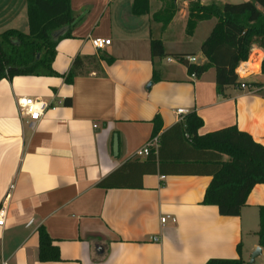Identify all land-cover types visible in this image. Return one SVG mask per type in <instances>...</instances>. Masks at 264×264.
<instances>
[{
  "label": "crops",
  "instance_id": "crops-1",
  "mask_svg": "<svg viewBox=\"0 0 264 264\" xmlns=\"http://www.w3.org/2000/svg\"><path fill=\"white\" fill-rule=\"evenodd\" d=\"M27 2L0 0V34L29 32ZM133 3L71 0L72 38L58 42L53 68L67 75L81 58L72 84L59 76L0 81L1 254L10 264H206L238 259L241 244L246 264L258 248L253 264H264L258 236L264 185L254 187L239 217L221 216L216 206L203 204L213 178L183 163L190 153L170 132L181 123L176 111L186 109L203 119L200 135L236 126L264 146V50L255 43L252 58L242 63L239 78L248 88L229 86L221 95L214 68L193 77L181 61L207 63L201 47L217 20L199 22L188 36L189 2L174 0L167 26L154 19L164 1L150 0V13L141 17ZM91 38L111 45L96 50ZM154 39L163 42L165 58L152 57ZM29 98L48 105L35 128L20 112ZM157 116L158 136H166L163 163L153 167L136 152L152 138ZM106 179L112 187L102 186ZM165 216L176 222L162 225ZM40 227L62 261H39Z\"/></svg>",
  "mask_w": 264,
  "mask_h": 264
},
{
  "label": "trees",
  "instance_id": "trees-1",
  "mask_svg": "<svg viewBox=\"0 0 264 264\" xmlns=\"http://www.w3.org/2000/svg\"><path fill=\"white\" fill-rule=\"evenodd\" d=\"M167 3L161 14L154 17L164 26L169 25L176 13L174 0H162ZM187 24L188 36H193L199 22L216 19L217 23L204 41L201 51L207 58L204 65L187 66L190 75L201 76L210 69L216 70L217 91L225 95L229 86H240L241 80L236 72L240 64L247 62L253 45L259 43L264 50V0H251L240 4L221 3L212 0L202 4L201 0L190 2ZM136 16L150 13V0H134L132 7ZM27 16L29 32L9 29L0 34V81L17 76L63 77L72 84L76 69L81 62L77 58L74 67L67 75L58 74L53 63L57 55V45L62 39L72 38L73 24L76 22L71 0H28ZM66 28V33L58 38L54 34ZM153 58H165L164 44L159 39L151 42ZM264 70V61L262 65ZM159 73L154 71L153 82L160 81ZM65 104H71L66 101ZM152 138L162 129L160 116L154 119ZM204 126L203 119L196 113L187 115L170 132L176 134V140L184 142L189 151V161L183 162L197 170V175H209L212 182L208 186L204 205L216 206L221 216L239 217L256 185H264V146L236 126L200 135ZM163 135L158 150L148 156V165L155 167L157 161L163 163ZM227 157V159L225 158ZM110 178V177H109ZM108 178V179H109ZM102 186L112 187L106 182ZM259 245L264 247V206L260 207ZM238 259H211L206 264H246L241 244L237 247ZM39 261H62L60 250L45 227L39 228Z\"/></svg>",
  "mask_w": 264,
  "mask_h": 264
},
{
  "label": "built area",
  "instance_id": "built-area-1",
  "mask_svg": "<svg viewBox=\"0 0 264 264\" xmlns=\"http://www.w3.org/2000/svg\"><path fill=\"white\" fill-rule=\"evenodd\" d=\"M90 41L96 50H104L107 46L111 45V40L109 39L91 38ZM252 55H253V49L249 56V61L252 58ZM186 60L189 63L196 61L194 57H186ZM243 65L244 64H240V66L236 70L238 76L240 75L241 71H244V70H241V67ZM192 76L195 77L196 75L194 74ZM241 88L247 89L248 84L244 81L241 82ZM47 109H48V105L39 99L36 100V99L29 98V99L22 100L20 102L21 115L28 118V124L31 128H35L36 124L40 122L43 114L45 113ZM176 115L180 117V121L182 122L184 121L185 117L189 115V112L186 109H178L176 111ZM159 145H160V138L159 136H155L151 138L142 149L136 152V156L148 157L153 149L157 150L159 148ZM170 220L172 222H176V219L174 217L165 216L161 218V223L162 225H165ZM5 225H6V202H4L0 208V228H4ZM154 240L158 241V238H154ZM1 245L2 244L0 241V264H10V262L7 259H5L3 255L1 254Z\"/></svg>",
  "mask_w": 264,
  "mask_h": 264
},
{
  "label": "water",
  "instance_id": "water-1",
  "mask_svg": "<svg viewBox=\"0 0 264 264\" xmlns=\"http://www.w3.org/2000/svg\"><path fill=\"white\" fill-rule=\"evenodd\" d=\"M182 1H184V2H194V1H196V0H182ZM75 24V23H74ZM73 24V25H74ZM149 87H151V84H150V86ZM118 149H119V141H118V138L116 137L115 138V141H114V152H115V154H118ZM261 254V248H258L255 252H254V254L252 255V257H251V260H250V264H253L254 263V261H255V259L259 256Z\"/></svg>",
  "mask_w": 264,
  "mask_h": 264
},
{
  "label": "rangeland",
  "instance_id": "rangeland-1",
  "mask_svg": "<svg viewBox=\"0 0 264 264\" xmlns=\"http://www.w3.org/2000/svg\"><path fill=\"white\" fill-rule=\"evenodd\" d=\"M232 4H240V3H244V0H230ZM167 7V3L164 2V8ZM154 10V7H153ZM163 10V9H162ZM161 10V12H162ZM161 12H159L161 14ZM158 13V14H159ZM54 36L57 38V33L54 34Z\"/></svg>",
  "mask_w": 264,
  "mask_h": 264
},
{
  "label": "bare ground",
  "instance_id": "bare-ground-1",
  "mask_svg": "<svg viewBox=\"0 0 264 264\" xmlns=\"http://www.w3.org/2000/svg\"><path fill=\"white\" fill-rule=\"evenodd\" d=\"M253 63V62H252Z\"/></svg>",
  "mask_w": 264,
  "mask_h": 264
}]
</instances>
